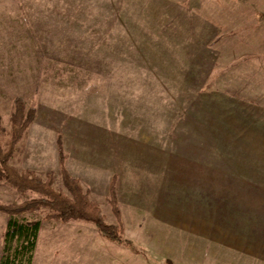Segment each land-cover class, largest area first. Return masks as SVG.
<instances>
[{
	"label": "rangeland",
	"instance_id": "374dc122",
	"mask_svg": "<svg viewBox=\"0 0 264 264\" xmlns=\"http://www.w3.org/2000/svg\"><path fill=\"white\" fill-rule=\"evenodd\" d=\"M18 95L9 163L67 192L59 141L110 224L115 176L130 259L264 264V0H0L2 148ZM33 196L0 180L1 203ZM81 226L43 220L37 264Z\"/></svg>",
	"mask_w": 264,
	"mask_h": 264
},
{
	"label": "trees",
	"instance_id": "16d2710c",
	"mask_svg": "<svg viewBox=\"0 0 264 264\" xmlns=\"http://www.w3.org/2000/svg\"><path fill=\"white\" fill-rule=\"evenodd\" d=\"M34 115L35 109L26 106L23 97L19 95L14 97L7 144L5 148L0 146V180L19 193L33 192L35 196L9 204L0 202V211L6 214L0 264H32L38 233L42 221L46 219L60 222L85 221L93 224L105 238L129 245L131 240L123 236L124 225L116 197L115 176L109 184L108 203L116 223L110 224L105 220L97 202L90 199L87 192L83 190L79 179L67 171L59 141L60 174L67 192L53 186L51 172H48L43 179L32 172L19 171L9 163L16 142L23 136ZM2 130L0 120V134ZM39 209L44 211L42 218L19 217V214L23 212Z\"/></svg>",
	"mask_w": 264,
	"mask_h": 264
},
{
	"label": "crops",
	"instance_id": "0c3cea01",
	"mask_svg": "<svg viewBox=\"0 0 264 264\" xmlns=\"http://www.w3.org/2000/svg\"><path fill=\"white\" fill-rule=\"evenodd\" d=\"M61 235L62 243L59 240L51 242L54 248L58 244V251H62L57 264H144L141 261H134L129 258L127 253L131 252V250L128 244L111 240L108 242L109 239L102 236L97 232L96 228L91 226L65 229ZM40 237L39 230L32 264H37L38 262L37 249L40 245ZM111 242L114 244H111ZM121 249H124V252ZM133 253L138 254L139 252L134 251ZM47 256L46 261H41L38 264H53L54 258L50 254Z\"/></svg>",
	"mask_w": 264,
	"mask_h": 264
}]
</instances>
